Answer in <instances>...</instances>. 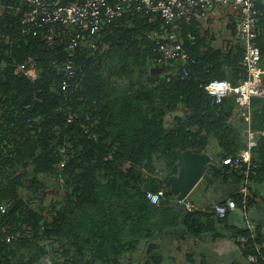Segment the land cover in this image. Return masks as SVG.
<instances>
[{"label":"trees","instance_id":"trees-1","mask_svg":"<svg viewBox=\"0 0 264 264\" xmlns=\"http://www.w3.org/2000/svg\"><path fill=\"white\" fill-rule=\"evenodd\" d=\"M3 4L0 264H42L50 255L53 264L58 258L66 264H122L140 244L150 251L157 247L152 242L157 236L176 237L173 230L182 217L187 235L212 232L210 226L228 214L219 218L195 205L184 214L172 208L176 194L168 179L178 170L176 152H209L221 167L210 174L241 184L243 175L228 174L221 162L246 148L248 126L256 141L252 159L257 169L250 176L247 208L257 205V197L264 201L258 191L264 187V99H251L248 124L239 115L235 95L216 103L204 89L214 79L237 87L247 77L245 45L235 22L230 20L227 30L236 44L226 50L209 31L201 32L200 23L183 24L179 32L190 54L184 66L188 75L169 76L167 67L152 62L158 42L154 35L165 25L163 19L126 14L100 32L95 50L80 42L78 89L63 91L65 74L52 62L66 57L67 36L60 34L50 48L44 30L22 35L21 0ZM253 43L264 64V17ZM22 189L28 198L39 195L45 207L32 208ZM148 192H163L164 198L154 205ZM53 196L57 198L46 206L44 198ZM231 198L241 204L239 192ZM237 236L246 238L244 256L255 255L256 264H264L261 227ZM162 259L154 256L156 263Z\"/></svg>","mask_w":264,"mask_h":264},{"label":"built area","instance_id":"built-area-1","mask_svg":"<svg viewBox=\"0 0 264 264\" xmlns=\"http://www.w3.org/2000/svg\"><path fill=\"white\" fill-rule=\"evenodd\" d=\"M22 35L32 32L45 31L44 42L47 47L54 48L56 39L60 34L67 36L66 57H57L53 60V67L59 68L65 74L62 90L78 89L76 82L82 72V67L75 58L80 42L87 41L91 49L98 46L100 32L108 25L118 22L126 14L144 13L153 21L155 14L159 15L165 25L160 33H156L157 45L152 48L153 63L156 66L167 67L168 75H188L184 66L190 60V54L185 47V42L179 28L192 22L203 23L209 14L212 18L220 20V25H227L232 20L236 24L239 40L244 42L245 53L243 62L246 66L247 77L237 87H233L227 80L214 79L204 86L216 103L235 95L239 115L248 124L251 120V99L256 97L264 99V64L261 63L260 48L253 41L259 29V20L264 17V0H21ZM5 9L3 0H0V13ZM18 9V8H16ZM222 17V19H221ZM78 27L80 30L72 34L71 29ZM215 27V26H214ZM226 33H229L228 30ZM228 41L220 46L230 49L236 41L226 37ZM194 41V36H189ZM20 68L18 69V71ZM72 121V116L68 122ZM248 142L246 148L240 150L235 157L224 159L221 165L228 167L227 173L239 172L243 175L239 193L242 196L241 204L229 198L223 204H214L211 210L223 218L227 214L239 211L247 215L248 197H250L249 180L255 174L257 165L252 159V149L256 141L252 139L253 133L249 126L246 129ZM260 134L264 136V131ZM163 192L147 193V198L154 205H159ZM174 202L185 211L195 209L193 202L188 198L175 197ZM247 227L253 230L255 225L247 220ZM242 242L246 238H241ZM248 260L257 262V256L249 255Z\"/></svg>","mask_w":264,"mask_h":264},{"label":"crops","instance_id":"crops-1","mask_svg":"<svg viewBox=\"0 0 264 264\" xmlns=\"http://www.w3.org/2000/svg\"><path fill=\"white\" fill-rule=\"evenodd\" d=\"M213 14H209L208 17L201 23V32H205L210 29L211 32H215L220 20L212 18ZM222 19V17H221ZM212 21L210 25H206L205 22ZM215 26V27H214ZM216 43V41H215ZM214 146V145H213ZM212 156V155H211ZM216 161V160H215ZM212 163L217 168L221 167ZM210 169L208 168L204 172L205 179H211L209 183L210 190L206 191L214 196L222 195L223 190L226 191L227 187H231L235 190L234 193L239 192V188L236 190V185L232 178L224 179L223 175H211ZM215 188L216 191H213ZM259 194L264 198V187H261ZM216 192V193H215ZM196 208L202 210H210L212 206H200L193 199H190ZM257 205L247 210V215H243L239 211L231 212L227 215L224 221L217 223L216 225L210 226L211 231H204L200 236L191 237L187 235L185 226L183 225L184 217L181 219V224L173 230L176 237L173 238H161L156 237L152 241L157 247L153 250L148 249L146 244H140V249L130 252L122 260V264H256L252 263L244 256L243 244L241 238L237 234L241 230L249 228L247 227V220L249 219L256 226H260L264 235V201L260 197L255 198ZM175 205V204H174ZM173 205V206H174ZM177 213H185L184 209L178 205L172 207ZM182 211V212H181ZM210 213H214L211 211ZM215 214V213H214ZM165 228V227H164ZM166 229V228H165ZM255 229V228H254ZM216 233L217 236L214 235ZM132 255V256H131ZM162 255L163 259L161 262L156 263L154 256ZM52 255L48 258L49 264H53L51 261ZM47 263V260L46 262ZM58 264H66L62 258H60Z\"/></svg>","mask_w":264,"mask_h":264},{"label":"water","instance_id":"water-1","mask_svg":"<svg viewBox=\"0 0 264 264\" xmlns=\"http://www.w3.org/2000/svg\"><path fill=\"white\" fill-rule=\"evenodd\" d=\"M215 150V146L211 147ZM177 173L168 179L171 190L179 198L193 199L200 206H212L213 204L224 203L231 198L235 191L229 186L222 195H212L206 191L210 190L209 181L204 178V172L210 168H216L212 163V156L209 152L194 153L192 150L177 152ZM236 190L240 187L236 185ZM213 191H216L215 188ZM216 193V192H215Z\"/></svg>","mask_w":264,"mask_h":264},{"label":"rangeland","instance_id":"rangeland-1","mask_svg":"<svg viewBox=\"0 0 264 264\" xmlns=\"http://www.w3.org/2000/svg\"><path fill=\"white\" fill-rule=\"evenodd\" d=\"M211 22L212 21H209V23L208 22H205V24L206 25H210L211 24ZM207 31H209L210 33H211V35H212V38L214 37L215 39V41H216V45L217 46H223L224 45V43L226 42V41H228L227 40V38L226 37H228L229 36V33H226V29H225V27H224V25H220V28H219V26H217V29H216V31L215 32H211L210 31V29L209 30H207ZM23 190V189H22ZM21 190V196H23V197H25V199H28V203L30 204V206L32 207V208H34V209H38L39 207H41V205H42V207H45V204H43V203H41L40 202V200H41V198H39L40 196L39 195H32V196H29L30 198H28V197H26V195L28 194L25 190H23L22 191ZM62 194H63V192H61V190H60V192L57 194L58 196H62ZM57 198V196L55 197V196H53V197H49V200L45 197L44 198V201H46V206H49V204H50V202H51V200H55ZM48 247H49V249L50 250H52V247L50 246V244H48ZM53 247L55 248V249H57V246H56V244L55 245H53ZM53 248V249H54ZM51 258V257H50ZM52 259V258H51ZM47 260V263H45L46 261H43L42 262V264H49L50 262H49V258H47L46 259ZM59 258H58V263H59Z\"/></svg>","mask_w":264,"mask_h":264}]
</instances>
